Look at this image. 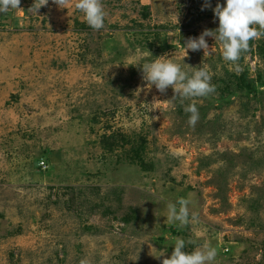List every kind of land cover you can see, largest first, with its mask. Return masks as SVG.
<instances>
[{
	"label": "rangeland",
	"instance_id": "1",
	"mask_svg": "<svg viewBox=\"0 0 264 264\" xmlns=\"http://www.w3.org/2000/svg\"><path fill=\"white\" fill-rule=\"evenodd\" d=\"M263 45L264 0H0V264H264Z\"/></svg>",
	"mask_w": 264,
	"mask_h": 264
},
{
	"label": "trees",
	"instance_id": "2",
	"mask_svg": "<svg viewBox=\"0 0 264 264\" xmlns=\"http://www.w3.org/2000/svg\"><path fill=\"white\" fill-rule=\"evenodd\" d=\"M260 49H264V45H263V47H261ZM259 78V77H258ZM258 78L256 79V81L258 80ZM225 82V81H224ZM115 136H113V135H111L110 137H108L107 139H109L111 142H109L108 143V146H109V149H112V147L113 146H119V145H116V144H114V141H115ZM121 140V139H120ZM122 142L124 141H126V138L125 137H123L122 136V140H121Z\"/></svg>",
	"mask_w": 264,
	"mask_h": 264
},
{
	"label": "built area",
	"instance_id": "3",
	"mask_svg": "<svg viewBox=\"0 0 264 264\" xmlns=\"http://www.w3.org/2000/svg\"><path fill=\"white\" fill-rule=\"evenodd\" d=\"M39 166H40V168H41L42 170H45L47 164L45 165L43 162H41ZM226 250H227V249H225V251H226Z\"/></svg>",
	"mask_w": 264,
	"mask_h": 264
}]
</instances>
